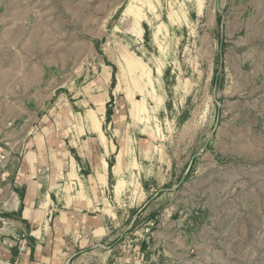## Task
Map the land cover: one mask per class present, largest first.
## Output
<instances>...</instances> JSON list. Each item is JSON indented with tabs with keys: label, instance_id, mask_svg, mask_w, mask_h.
Segmentation results:
<instances>
[{
	"label": "rangeland",
	"instance_id": "374dc122",
	"mask_svg": "<svg viewBox=\"0 0 264 264\" xmlns=\"http://www.w3.org/2000/svg\"><path fill=\"white\" fill-rule=\"evenodd\" d=\"M55 105L113 143L106 232L67 264H264V0H0V215Z\"/></svg>",
	"mask_w": 264,
	"mask_h": 264
},
{
	"label": "crops",
	"instance_id": "0c3cea01",
	"mask_svg": "<svg viewBox=\"0 0 264 264\" xmlns=\"http://www.w3.org/2000/svg\"><path fill=\"white\" fill-rule=\"evenodd\" d=\"M102 90L97 99L106 102L110 97ZM64 110L55 105L41 113L40 128L25 141L4 184L1 198L10 201L0 215V264H67L106 232L107 218L97 205L113 143L101 126L105 150L86 118L82 131L59 129L56 119ZM95 111L103 116L102 107ZM45 118L49 126L42 125Z\"/></svg>",
	"mask_w": 264,
	"mask_h": 264
},
{
	"label": "bare ground",
	"instance_id": "6f19581e",
	"mask_svg": "<svg viewBox=\"0 0 264 264\" xmlns=\"http://www.w3.org/2000/svg\"><path fill=\"white\" fill-rule=\"evenodd\" d=\"M130 98H131V97H130ZM129 101H130V100H129ZM131 111H132V113L134 114V113H136V112L139 111V110H138V108L134 105ZM92 113H94V112H92ZM94 114H95V113H94ZM86 119L89 120V127L91 128V130H93V129L95 128L94 130H97V132H98V130H99L98 128H100V127L96 124V120H97V119L95 118V116L92 115L91 112H88V113H87V118H86ZM96 126H97V128H96ZM94 130H93V131H94ZM99 133H100V130H99ZM117 162H118V163H121V158H120V157L117 159ZM105 165H106V162H104V166H105ZM100 171H101V170H100ZM103 175H104V174H103ZM103 175H102L101 172H98V173H97V176H99V179H101V180H103V177H102ZM42 203H44V202H42ZM41 206H42V205H41Z\"/></svg>",
	"mask_w": 264,
	"mask_h": 264
}]
</instances>
